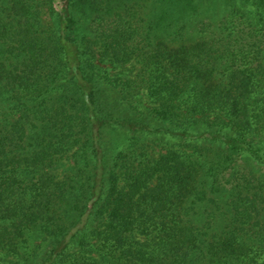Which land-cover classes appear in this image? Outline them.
<instances>
[{"label": "trees", "instance_id": "trees-1", "mask_svg": "<svg viewBox=\"0 0 264 264\" xmlns=\"http://www.w3.org/2000/svg\"><path fill=\"white\" fill-rule=\"evenodd\" d=\"M0 264H264V0H0Z\"/></svg>", "mask_w": 264, "mask_h": 264}]
</instances>
